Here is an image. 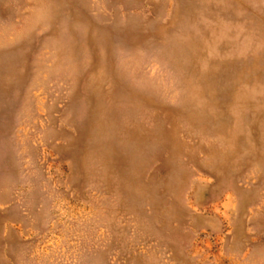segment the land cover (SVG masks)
Returning <instances> with one entry per match:
<instances>
[{
	"label": "rangeland",
	"instance_id": "rangeland-1",
	"mask_svg": "<svg viewBox=\"0 0 264 264\" xmlns=\"http://www.w3.org/2000/svg\"><path fill=\"white\" fill-rule=\"evenodd\" d=\"M0 264H264V0H0Z\"/></svg>",
	"mask_w": 264,
	"mask_h": 264
}]
</instances>
